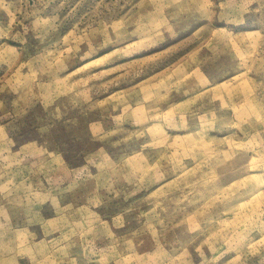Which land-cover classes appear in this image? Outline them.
<instances>
[{
  "label": "rangeland",
  "instance_id": "1",
  "mask_svg": "<svg viewBox=\"0 0 264 264\" xmlns=\"http://www.w3.org/2000/svg\"><path fill=\"white\" fill-rule=\"evenodd\" d=\"M0 264H264V0H0Z\"/></svg>",
  "mask_w": 264,
  "mask_h": 264
}]
</instances>
